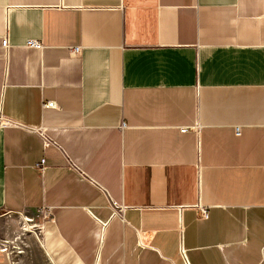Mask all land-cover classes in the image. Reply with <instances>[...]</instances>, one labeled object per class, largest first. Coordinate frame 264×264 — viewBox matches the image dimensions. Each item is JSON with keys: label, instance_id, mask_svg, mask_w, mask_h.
Listing matches in <instances>:
<instances>
[{"label": "crops", "instance_id": "1", "mask_svg": "<svg viewBox=\"0 0 264 264\" xmlns=\"http://www.w3.org/2000/svg\"><path fill=\"white\" fill-rule=\"evenodd\" d=\"M0 115L48 264H264V0H0Z\"/></svg>", "mask_w": 264, "mask_h": 264}, {"label": "rangeland", "instance_id": "2", "mask_svg": "<svg viewBox=\"0 0 264 264\" xmlns=\"http://www.w3.org/2000/svg\"><path fill=\"white\" fill-rule=\"evenodd\" d=\"M44 220L42 211L0 217V245L9 254L10 262L48 264L36 236Z\"/></svg>", "mask_w": 264, "mask_h": 264}, {"label": "built area", "instance_id": "3", "mask_svg": "<svg viewBox=\"0 0 264 264\" xmlns=\"http://www.w3.org/2000/svg\"><path fill=\"white\" fill-rule=\"evenodd\" d=\"M25 45H26L27 48L34 49V50H37V51H40L42 49V44L40 42H38V41H35V40H28ZM1 47H2V49L4 51H7L9 49V47H10L9 40H8V30H7V28H5L4 35H3L2 39H1ZM78 51H79L78 48H74L72 52L74 54H77ZM43 107L44 108H54L55 107V103L53 101H47V102H45L43 104ZM0 121H2L1 115H0ZM47 145H48V141L46 140L45 141V146H47ZM44 162L45 161L42 159L38 166L41 167V165H43ZM202 217L203 218H207L206 212H202ZM44 218H49V214L44 212ZM39 232H40V229H38L37 233H39ZM36 236L38 237V235H36ZM2 249L5 251V248H2ZM180 253L183 255V251H180ZM10 263L14 264L12 262H10Z\"/></svg>", "mask_w": 264, "mask_h": 264}]
</instances>
